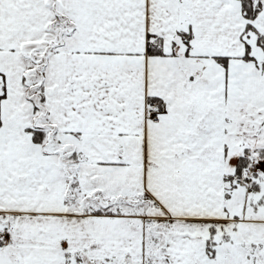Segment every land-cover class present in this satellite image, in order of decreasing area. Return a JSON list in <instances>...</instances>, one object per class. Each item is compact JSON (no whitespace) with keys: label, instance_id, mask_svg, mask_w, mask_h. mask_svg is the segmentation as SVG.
Segmentation results:
<instances>
[{"label":"snow or ice","instance_id":"1","mask_svg":"<svg viewBox=\"0 0 264 264\" xmlns=\"http://www.w3.org/2000/svg\"><path fill=\"white\" fill-rule=\"evenodd\" d=\"M0 264H264V0H0Z\"/></svg>","mask_w":264,"mask_h":264}]
</instances>
